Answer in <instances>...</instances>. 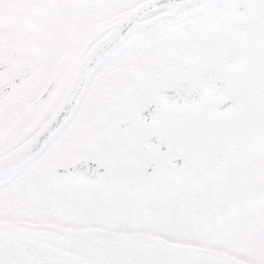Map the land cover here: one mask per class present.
<instances>
[{"label":"snow or ice","instance_id":"snow-or-ice-1","mask_svg":"<svg viewBox=\"0 0 264 264\" xmlns=\"http://www.w3.org/2000/svg\"><path fill=\"white\" fill-rule=\"evenodd\" d=\"M0 264H264V0H0Z\"/></svg>","mask_w":264,"mask_h":264}]
</instances>
